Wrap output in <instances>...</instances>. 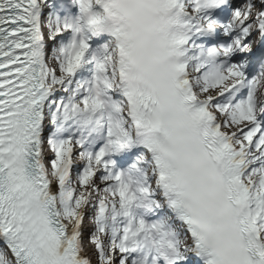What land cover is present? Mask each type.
I'll return each instance as SVG.
<instances>
[{"label":"snow or ice","instance_id":"6c2138e0","mask_svg":"<svg viewBox=\"0 0 264 264\" xmlns=\"http://www.w3.org/2000/svg\"><path fill=\"white\" fill-rule=\"evenodd\" d=\"M0 264H264V0H0Z\"/></svg>","mask_w":264,"mask_h":264}]
</instances>
